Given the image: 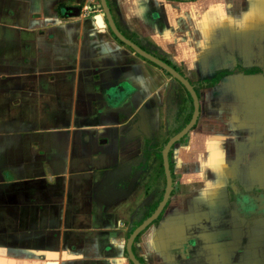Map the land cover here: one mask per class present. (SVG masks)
I'll list each match as a JSON object with an SVG mask.
<instances>
[{
  "label": "crops",
  "instance_id": "crops-1",
  "mask_svg": "<svg viewBox=\"0 0 264 264\" xmlns=\"http://www.w3.org/2000/svg\"><path fill=\"white\" fill-rule=\"evenodd\" d=\"M106 4L198 99L135 257L264 264V0ZM119 40L101 0H0V264H133L191 99Z\"/></svg>",
  "mask_w": 264,
  "mask_h": 264
},
{
  "label": "water",
  "instance_id": "water-1",
  "mask_svg": "<svg viewBox=\"0 0 264 264\" xmlns=\"http://www.w3.org/2000/svg\"><path fill=\"white\" fill-rule=\"evenodd\" d=\"M101 3H102V8H103V15H106V17L108 18L110 27H111L113 33L118 37V39L123 41L126 45L131 47L135 52H137L138 54H140L144 58L150 60L151 62L160 66L162 69L166 70L170 75H172L180 83H182L185 86V88L188 90V92L191 94V96L193 98V103H194L193 112H192V116H191L190 121L178 133L173 135L167 141V143L164 147V150H163L164 171H165V176H166V187H165V192H164L163 198H162L160 204L158 205L156 211L143 224H141L137 229H135L131 233V235L129 236L128 241H127V251H128V254H129V257H130L132 263L133 264H141L138 261V259L135 257L134 253L132 252L131 246H132L133 239H134L136 233L138 232V230L140 228H142L150 220H152L161 211L162 207L164 206V203H165V201L169 195V191L171 189V175H170V169H169L168 159H167L168 150H169L170 146L176 140H178L194 123L196 116H197V112H198V99L196 97V93H195L194 89L192 88V86L190 85L188 80L186 78H184L178 71H176L174 68H172L170 65H168L167 63H165L161 59L155 57L154 55H152L148 52H146L145 50L140 48L137 44H135L134 42H132L129 39H127L126 37H124V35L118 30V28L115 26L114 22L112 21V19L110 17V13H109L108 6L106 4V0H101ZM94 18H95L96 23L99 26L104 25V23L102 22L101 14L97 13L94 16Z\"/></svg>",
  "mask_w": 264,
  "mask_h": 264
},
{
  "label": "trees",
  "instance_id": "trees-1",
  "mask_svg": "<svg viewBox=\"0 0 264 264\" xmlns=\"http://www.w3.org/2000/svg\"><path fill=\"white\" fill-rule=\"evenodd\" d=\"M120 41V40H119ZM121 43H122V41H120ZM167 72V71H166ZM168 73V72H167ZM181 85H182V87L186 90V92H187V94H188V96H189V98L191 99V111H190V113L186 116V119H185V121L183 122V124L181 125V126H179V127H177L176 129H174L173 130V132L171 133L172 135H174V134H176L178 131H180L188 122H189V120H190V118H191V115H192V112H193V104H192V98H191V94L188 92V90L185 88V86L182 84V83H180ZM182 139V138H181Z\"/></svg>",
  "mask_w": 264,
  "mask_h": 264
},
{
  "label": "rangeland",
  "instance_id": "rangeland-1",
  "mask_svg": "<svg viewBox=\"0 0 264 264\" xmlns=\"http://www.w3.org/2000/svg\"><path fill=\"white\" fill-rule=\"evenodd\" d=\"M255 200H256L257 202L264 201V193H261V194L259 195V197H257ZM256 201H255V202H256Z\"/></svg>",
  "mask_w": 264,
  "mask_h": 264
}]
</instances>
